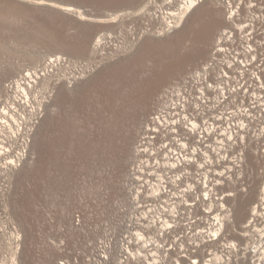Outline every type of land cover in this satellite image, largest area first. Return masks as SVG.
<instances>
[{
    "label": "rangeland",
    "instance_id": "374dc122",
    "mask_svg": "<svg viewBox=\"0 0 264 264\" xmlns=\"http://www.w3.org/2000/svg\"><path fill=\"white\" fill-rule=\"evenodd\" d=\"M185 3L0 0V264H87L80 253L107 229L128 184L140 194L144 220L164 215L162 205L172 191L158 177L141 184L135 173L131 180L128 170L139 161L135 151L142 148L144 129L147 135L158 129L160 118L151 117L171 99L167 90L175 85L181 95L195 99L199 84H225L249 45L264 51V39L247 45L238 31L245 27L244 32L264 35V0H201L189 9ZM225 37L226 50L215 51ZM210 59L205 77H197ZM254 61L245 70L251 69L252 86L246 102L218 114L208 139L215 145L218 137L226 141L224 128L234 132L235 148L244 147L240 163L231 160V169L217 166L231 176L224 175L210 192L218 203L211 211L201 206L198 188L185 185L175 194L177 223H160L143 233L145 243L156 247L158 264H187L189 252L197 264L212 252L229 264H256L259 257L264 262V61ZM213 85L196 107V117L204 122L242 100L241 94L234 100L224 95L221 103L223 91ZM238 108L260 118L254 126L259 135L253 138L250 132L242 147L237 138L246 135L247 120ZM198 133L191 132L194 142ZM179 146L165 147L171 165L179 155L189 159ZM217 156V148H211L209 157ZM189 171L178 177L184 184L198 169ZM222 210L229 217L217 248L211 245L215 242L200 246L196 222L207 231ZM169 237V244L161 242ZM140 264L150 261L144 255Z\"/></svg>",
    "mask_w": 264,
    "mask_h": 264
},
{
    "label": "built area",
    "instance_id": "2783aa9c",
    "mask_svg": "<svg viewBox=\"0 0 264 264\" xmlns=\"http://www.w3.org/2000/svg\"><path fill=\"white\" fill-rule=\"evenodd\" d=\"M194 1V4H198L201 2V0H192ZM186 2V0H185ZM184 6L186 4H183ZM187 6V5H186ZM245 28V27H244ZM244 28H239V33H243V43L257 42L259 40L264 39V35H262V32L258 33L256 30H249L247 32H244ZM225 33V32H224ZM224 33L222 35H224ZM222 39V38H221ZM259 39V40H258ZM226 42H228V38L225 37L224 40H222L221 43H218L217 45L219 48L214 47L215 51H221L226 50L225 45ZM249 52L245 55H243L242 59L239 60V67L234 68L230 75L227 78L225 77V84L219 83V81L216 84H211L210 80L205 81V83L199 84V88L196 91L195 99H192L188 97L186 94L184 96V93L181 95L180 87L173 86L170 89L167 90V93H171V99L168 100L166 105L162 106L157 112L158 114H155L151 118H160V122L156 124L155 126L158 128L155 131H150L149 135L145 133V129L143 131V134L141 136L142 140L139 141L142 143V148L140 149V152H138L137 147L135 151V157H138L139 161H137V164L134 166H131L128 170V177L134 180L135 179V173H137V182L149 183L156 180V177L161 179L160 185L164 186L165 190H168V192L172 191V194L169 195L168 202L162 205V207L165 209V213L163 216L159 218H151L144 220V205L141 203V199L139 198L140 194L132 190L130 185L128 184L129 188H127V192L125 191V197L122 202L117 204L116 211L111 218V220L107 222L106 228H104L101 236H99V239L97 241H94L92 243H89L87 245L88 248H84V250L80 253L84 258L87 264H140L142 258H144V255L147 257V259L150 261V264H158V254L156 255V247L152 244V242L149 240L145 243V237L143 236V233L147 230L149 232L157 230L160 223H164L167 225L174 226L177 223V220L172 217L173 209L178 208L179 199L175 196L178 192H184L182 189L183 186L186 185L188 187L189 185H193L196 188H198L197 193L199 194V200L200 204L204 208L213 206H216L218 203H215V198H212V207L208 206V199L207 197H203V194L199 193V190L203 186L208 178L204 177L203 174V168L209 166L210 164H218L221 162V160H215L212 158V162L209 165H202L201 167H197L198 162L205 161L204 156H200L199 159H185L183 155H179L176 158V161L173 165L169 163L168 155L165 152V147L168 145H178V144H185V146H188L189 144L194 146V148L199 152V145L203 137H211L212 136V129L209 126V122L214 120L218 114L220 113H228L233 108L241 106L243 103L246 102V95L248 92L252 89L251 83L249 82V79L251 78V69L248 71H245L249 64L252 66L255 65V58H260L264 61V51H260L258 49V46L256 47L253 43L252 45L248 46ZM216 52L213 51V56ZM211 59L206 62V64L201 68V70L195 74L197 77H205V74L207 73L206 70L209 69V65L211 62ZM236 62H238L236 60ZM236 71L238 75L236 74ZM209 85H213L215 87L220 88L223 92L221 93V103L222 98L225 95V100L229 99L230 97L234 100V98L238 97V94H241L242 100L240 102H233L230 104L232 107L228 109L227 111H223L222 109H219L218 112L213 114L212 117H208L205 122L202 121L201 118H197L196 116V107L198 106V103L202 101L206 94V88ZM173 91V92H172ZM175 102V104H174ZM165 104V103H164ZM220 104V103H219ZM220 105L217 106L219 108ZM170 110V111H169ZM169 111V112H168ZM238 114L244 115L246 117L247 122L242 125V129L246 132L245 136L238 137L237 140L240 144V147H242V139L247 137L249 133L251 132L253 135V138H257L259 134L254 133V126L256 122L260 119L257 118V114H251L243 109H236L235 110ZM162 114V115H161ZM165 114V115H163ZM248 118H251V120H248ZM187 119L196 120L199 126L196 129L191 130L188 125H185V121ZM217 127V126H216ZM182 129L184 131H182ZM159 130V131H158ZM217 128H215V133H217ZM251 130V131H250ZM189 131V132H186ZM199 132V138L196 139L194 142V137L191 135V132ZM186 134L188 139H184L183 135ZM202 134V135H201ZM263 134V133H262ZM201 135V136H200ZM233 137H235L234 132H230V135H226V141L230 143V146L227 147L228 152L230 154L235 153V157L231 160H235L237 163H240L238 158L242 153L244 147L238 151L233 146ZM216 137L213 138V141ZM223 138L218 137V141L215 143V147L217 148H224L226 146L225 142H221ZM225 141V139H224ZM138 142V143H139ZM155 145V146H153ZM239 147V148H240ZM150 151V154L148 152ZM211 153V152H210ZM196 167L198 169L197 172L194 173L193 176H191V182H187L186 184L183 183L180 179H178L179 176H182L185 172H190L189 168ZM181 168L182 171L178 174L174 173V169ZM221 171V170H219ZM165 179L166 184H162V181ZM171 178V181H170ZM130 180H128L129 182ZM176 183V184H175ZM190 183V184H189ZM218 182L216 186L219 184ZM154 184V183H153ZM171 184V185H168ZM175 184V185H174ZM146 185V184H145ZM173 185V186H172ZM153 186V185H151ZM214 188V187H213ZM159 190V189H158ZM146 193L150 192V187L148 186ZM210 194V193H209ZM202 196V198H201ZM148 198V194L145 196ZM169 197L171 199H169ZM204 200V201H203ZM170 206V209L167 207ZM188 204H184L182 206L183 210L188 211L187 207ZM220 211L219 214L215 215L211 220L213 221L210 225H208L209 229L206 231L205 226H202V221L196 222L197 228L196 233L198 234V237L201 239L200 246H207L203 243L206 242H215L211 245H213V248H217L218 241L222 232V223L225 221V218L221 215ZM214 213V212H213ZM215 214V213H214ZM169 216L170 218H168ZM209 215L208 213H205L204 218L205 222H207ZM147 221V222H146ZM76 226L79 225V219L77 218L75 221ZM171 226V227H172ZM218 226V228H217ZM161 226H159L160 228ZM214 228V230H217L216 234L210 233V229ZM174 240L177 241L175 238ZM171 238H164L161 242L165 244H169L171 242ZM154 242L156 244V238L154 236ZM159 244V242H158ZM194 247H197V245H194ZM210 247V245H209ZM225 248H231L234 249L233 244H227L225 245ZM192 249V247H191ZM212 252V251H211ZM216 253V252H212ZM176 254V253H175ZM194 252L186 253V263L187 264H197L196 259L193 256ZM212 254H209L206 259L203 260L200 264H207V260L212 258V262L209 264H229V262L222 260L220 256L217 255V257L213 258L211 257ZM78 255V253L76 254ZM178 257H183L181 254L177 255ZM184 258V257H183ZM76 259V256H75ZM57 264H67L66 262H59ZM173 264H181L175 261Z\"/></svg>",
    "mask_w": 264,
    "mask_h": 264
},
{
    "label": "bare ground",
    "instance_id": "6f19581e",
    "mask_svg": "<svg viewBox=\"0 0 264 264\" xmlns=\"http://www.w3.org/2000/svg\"><path fill=\"white\" fill-rule=\"evenodd\" d=\"M193 3L194 2L193 1L190 2V0L189 1H186L185 4H187V6H188L187 9L191 8V6H192ZM180 15H181V13H180ZM186 124L189 125V127H190L191 130L196 129L199 126V124L197 123V121L196 120H192V119H187L186 120ZM208 124H209L210 128L212 129L213 122H209ZM226 133H227V135H230V131H229L228 128H224V130H223V137L226 136L225 135ZM208 139H210V138L209 137H203L202 138V140L200 142V145H199V149H200L199 152L194 148L193 145L191 146L189 144L188 147H187L183 143L178 144V146L180 145L179 146V150H184L186 152L188 151L190 153L189 159H197V156L198 155L204 156L205 157V161L203 163L199 164L198 167H201L202 165H205V164L206 165H209L212 162V158L209 157V151L211 150V148H217V147H215V145L211 144V141L210 140L208 142ZM221 142H225L226 143L225 149L224 148H220V149L217 148V155L218 156H217V159L216 160H221V162L218 163V164H210L209 166L203 168L204 177L211 179V181L205 182L203 184V186L201 187V189L199 190V193L200 194H203V197H207V199H208V203H207L208 206H211L212 205V202H213L212 199H211V195L209 193L214 190V188L216 187V184L218 182H221V178L224 175L231 176L230 171H228L227 173H225V170H226L225 168L218 169L217 166H219L222 163H225L226 165L229 166V169L233 168V166H231V162L230 161H231L232 158L235 157L234 156L235 153L230 154L228 152V150H227L228 148L227 147L230 146V144L228 142L224 141V139ZM203 145H204V147H203ZM233 146L235 147L234 144H233ZM237 158H238V160L240 162V156L237 157ZM219 170H221V171H219ZM201 198H202V196H201ZM261 199L259 200V203L262 204V200L263 199L262 200ZM259 203L257 204V206H255L254 208H252V214H251V219H250L251 221L249 220L250 222H248L244 226V228H248L247 231H250V229L252 228V224H253V211L256 210L257 208H259L261 206V205H259ZM167 208L170 209V206H168ZM228 217L229 216L226 215V214L223 216V218H225L226 220H228ZM210 230H211L210 233H212V234H216L217 233V230H214V228H211ZM211 257H213V258L215 257L216 258L217 257V253H213L211 255ZM206 262H207V264H209L210 262H212V258L208 259ZM262 263L264 264L263 260H261V257L257 258V263L256 264H262Z\"/></svg>",
    "mask_w": 264,
    "mask_h": 264
}]
</instances>
